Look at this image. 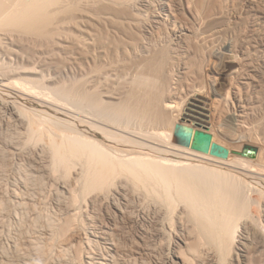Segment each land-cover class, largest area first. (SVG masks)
<instances>
[{"label": "rangeland", "instance_id": "rangeland-1", "mask_svg": "<svg viewBox=\"0 0 264 264\" xmlns=\"http://www.w3.org/2000/svg\"><path fill=\"white\" fill-rule=\"evenodd\" d=\"M158 2L85 0L74 5V12L55 16V24L67 20L70 25L62 29L67 35L62 40L17 37L16 48L30 60L20 65L13 79L30 83L36 92H50L57 109H34L58 120L34 115L50 127L34 137L21 119L2 117L1 110L0 256L14 255L16 236L31 264H89L91 259H111L114 264H264V212L257 223L240 222L230 246L220 251L197 233L185 205L167 211L144 197L141 185L124 177L83 193L79 163L69 167L54 162L50 143L57 132L80 128L77 101L67 104L56 96L63 88H74L77 94L83 59L89 86L105 101H125L130 74L143 65L146 71V64L154 62L161 69L152 71L154 78H166L168 94L183 106L196 89L205 91L206 78L214 80L210 68L217 55H236L242 71L230 79L222 119L233 131L235 121L243 117L252 123L246 131L251 137L264 136V0H168L164 9ZM54 11L60 9L56 6ZM160 50H167L165 59L158 55ZM175 114L178 118L180 113ZM177 128L185 133V128ZM51 135L56 138L51 140ZM176 137L175 145L185 143L179 133ZM17 197L26 205L22 201L24 206H19ZM31 241L38 243L32 242L36 249Z\"/></svg>", "mask_w": 264, "mask_h": 264}, {"label": "bare ground", "instance_id": "bare-ground-1", "mask_svg": "<svg viewBox=\"0 0 264 264\" xmlns=\"http://www.w3.org/2000/svg\"><path fill=\"white\" fill-rule=\"evenodd\" d=\"M83 1L0 0V113L2 110V117L21 119L27 125L26 129H29V133L26 131L28 135L35 137L37 133L48 130L50 127L46 128L45 123L35 120L33 116L57 121L58 118L45 113V110L57 107L55 98L46 89L36 92L30 83L13 79L19 73L20 65L30 60L28 55L16 48V39L24 36L31 40H62L67 36L62 35L66 34L62 29L70 25L67 20L55 24V16L60 12L72 13L74 5H80ZM166 1L158 2L163 9L166 8ZM56 6L59 12L54 11ZM107 7L103 6L105 9ZM92 36L95 35L92 33ZM158 55L165 59L167 50H160ZM238 59L233 54L217 55L210 68L214 80L206 78L205 91L196 89L183 106L168 94L166 78H154L153 72L161 71L154 62L146 64L148 70L145 71L143 65L140 72L130 74V93L125 101L117 104L105 101L97 88L91 89L89 86L86 78L89 71L83 59L79 68L82 83L76 96L74 88H70V91L63 88L59 90L60 96H56L60 101L64 97L66 103L77 101L78 106L76 104L75 107L79 109L77 117L80 128L61 135L57 132V138L51 135L50 139L56 138L50 143L55 164L71 167L76 165L75 161L79 163L82 168L79 184L83 193L99 190L124 177L141 185L144 197L167 211L174 212L177 207L185 205L197 233L220 251L225 250L234 240L240 222L257 223L264 212V136L259 139L251 137V133L246 131L252 123L243 117L235 121L233 131L222 119L228 103L230 79L242 71ZM35 106L44 108L45 112L36 111ZM61 111L57 110L63 114ZM176 112L180 113L178 118H175ZM178 125L185 128L182 130L187 134L182 145L173 143L179 133ZM196 132L211 136L206 150L193 148ZM30 137L29 140L35 139ZM220 148L228 152L218 150ZM249 148L253 150H246ZM15 200L19 206L23 205L22 197ZM255 230L258 234V228ZM14 237V255L4 257L3 252L0 264H13L14 261L31 264V259L22 249L24 247L21 248L19 238ZM85 240L90 246L91 240L88 237ZM89 264L114 263L111 259H91Z\"/></svg>", "mask_w": 264, "mask_h": 264}, {"label": "water", "instance_id": "water-1", "mask_svg": "<svg viewBox=\"0 0 264 264\" xmlns=\"http://www.w3.org/2000/svg\"><path fill=\"white\" fill-rule=\"evenodd\" d=\"M179 134L182 138L187 137L186 133L179 132ZM210 139H211L210 135H206L202 132H196L193 148L197 150H206L209 146ZM218 150L223 151L221 148Z\"/></svg>", "mask_w": 264, "mask_h": 264}]
</instances>
